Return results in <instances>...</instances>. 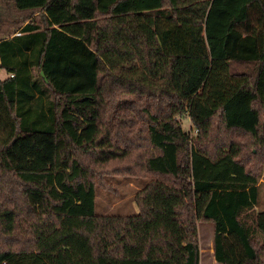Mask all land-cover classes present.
<instances>
[{
	"label": "trees",
	"instance_id": "obj_1",
	"mask_svg": "<svg viewBox=\"0 0 264 264\" xmlns=\"http://www.w3.org/2000/svg\"><path fill=\"white\" fill-rule=\"evenodd\" d=\"M0 70V264L64 217L92 264H199L200 222L264 264V0H0ZM112 175L134 214H96Z\"/></svg>",
	"mask_w": 264,
	"mask_h": 264
},
{
	"label": "rangeland",
	"instance_id": "obj_2",
	"mask_svg": "<svg viewBox=\"0 0 264 264\" xmlns=\"http://www.w3.org/2000/svg\"><path fill=\"white\" fill-rule=\"evenodd\" d=\"M4 75L5 72L0 70V76ZM181 121L184 128H190L189 118L183 117ZM107 180L112 183L114 189L96 188V214L131 215L137 212L138 206L134 202V195L148 179L112 175L108 176ZM260 183L262 202H264V171H262ZM79 224L80 221L76 217H64L59 226L45 239V241L59 239L52 249L54 264H66L67 261H71L73 264H92L90 250L80 236L69 234L72 227H77ZM87 225L91 226L90 223ZM212 237L213 225L210 222L198 223L199 264H219L213 256Z\"/></svg>",
	"mask_w": 264,
	"mask_h": 264
}]
</instances>
